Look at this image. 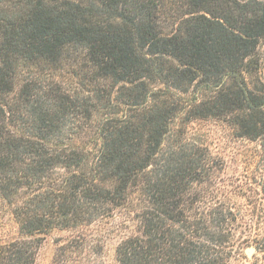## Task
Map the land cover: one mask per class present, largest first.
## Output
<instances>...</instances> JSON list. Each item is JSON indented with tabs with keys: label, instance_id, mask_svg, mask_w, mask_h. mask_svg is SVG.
<instances>
[{
	"label": "trees",
	"instance_id": "trees-1",
	"mask_svg": "<svg viewBox=\"0 0 264 264\" xmlns=\"http://www.w3.org/2000/svg\"><path fill=\"white\" fill-rule=\"evenodd\" d=\"M262 40L264 0H0V197L20 234L0 264H34L38 234L106 207L136 224L120 264H229L231 212L193 208L199 162L168 137L181 113L264 135Z\"/></svg>",
	"mask_w": 264,
	"mask_h": 264
},
{
	"label": "rangeland",
	"instance_id": "rangeland-1",
	"mask_svg": "<svg viewBox=\"0 0 264 264\" xmlns=\"http://www.w3.org/2000/svg\"><path fill=\"white\" fill-rule=\"evenodd\" d=\"M259 50L264 57V40ZM67 70L70 68L57 73L66 75ZM65 82L73 83L68 79ZM194 95V92L180 93L178 100L182 108L188 104L186 99ZM105 111L100 107L96 114ZM75 117V113L71 115L72 121L66 123L67 128L59 137L65 143L76 142L77 137L71 138L82 130L81 122H74ZM234 121L233 116L225 114L189 118L181 113L173 123L168 140L187 145L199 162L198 180L188 185L191 195L198 198L193 208L204 210L222 206L231 212L230 222L236 238H231L234 250L229 264H264V251L258 248L259 243L264 247V135L254 139L242 135L250 132V128L236 125ZM93 124H87L88 132L92 133H86L81 144L91 143L95 138ZM67 172L57 168L53 176ZM106 208L90 223L38 234L41 244L34 264H120L116 248L134 231L136 224L124 209L111 211ZM19 235V222L12 214V206L0 197V243ZM251 246L256 250L249 254Z\"/></svg>",
	"mask_w": 264,
	"mask_h": 264
},
{
	"label": "water",
	"instance_id": "water-1",
	"mask_svg": "<svg viewBox=\"0 0 264 264\" xmlns=\"http://www.w3.org/2000/svg\"><path fill=\"white\" fill-rule=\"evenodd\" d=\"M255 250H256V248L254 246H251V247H249L248 252H249V254H252Z\"/></svg>",
	"mask_w": 264,
	"mask_h": 264
}]
</instances>
